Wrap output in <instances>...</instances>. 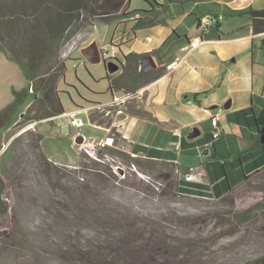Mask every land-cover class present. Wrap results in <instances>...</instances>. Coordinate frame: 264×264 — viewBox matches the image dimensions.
<instances>
[{"label": "rangeland", "instance_id": "obj_1", "mask_svg": "<svg viewBox=\"0 0 264 264\" xmlns=\"http://www.w3.org/2000/svg\"><path fill=\"white\" fill-rule=\"evenodd\" d=\"M96 5L93 2L92 8ZM26 14L22 23L40 32L36 10L26 8ZM5 16L0 10V20ZM11 18L7 28H0V46L6 50L24 41L16 31L20 26L15 17ZM86 19L85 26L69 38L70 45L84 48L90 38L100 43L108 35L106 24L116 21ZM64 61L66 69L58 82L64 110L109 97L107 91H95L107 80L103 61L88 63L79 49ZM9 63L2 64L0 58V100L7 95L8 81L17 90L27 87L18 63L13 59ZM32 99L28 92L14 119ZM45 121L14 123L0 136V264H264V170L222 198L197 197L165 193L166 182L160 177L136 172L120 156L107 154L101 167H109L113 177L79 194L75 188L87 181L85 171L51 169L41 149L31 144V132L43 135L46 128H52ZM113 137L120 146L122 138ZM99 146L96 143L92 148L96 151ZM81 153L91 157L85 150ZM246 211H254L253 216L239 215ZM128 227L133 234L122 245Z\"/></svg>", "mask_w": 264, "mask_h": 264}, {"label": "crops", "instance_id": "obj_2", "mask_svg": "<svg viewBox=\"0 0 264 264\" xmlns=\"http://www.w3.org/2000/svg\"><path fill=\"white\" fill-rule=\"evenodd\" d=\"M133 1L128 10L139 12L106 24L108 35L100 43L89 40L97 44L100 57L103 51L114 59L101 57L105 68L108 62L117 64V70H106L109 78L95 90L109 97L80 106V128L69 124L65 113L70 110L46 118L52 128L44 130L40 148L49 161L74 168L82 150L112 143L114 129L123 139L121 149L174 163L182 194L223 195L242 174L264 166V31H253L249 13H231L262 10L264 0ZM208 18L213 22L200 29V21ZM0 51L1 63L9 65L11 58ZM144 57L153 62L146 71L140 69ZM5 87L1 107L15 89L10 81ZM219 106L220 135L211 140L203 108ZM121 111L124 116L117 122ZM194 128L198 134L190 138ZM77 135L83 137L80 144ZM251 147L253 156H244ZM187 173L194 178L185 179Z\"/></svg>", "mask_w": 264, "mask_h": 264}, {"label": "trees", "instance_id": "obj_3", "mask_svg": "<svg viewBox=\"0 0 264 264\" xmlns=\"http://www.w3.org/2000/svg\"><path fill=\"white\" fill-rule=\"evenodd\" d=\"M47 1L48 2L45 3L44 0H0V10L6 15L3 20H0V28H7L8 23L13 21L11 16H14L15 23L17 22L18 26H20L16 31L24 38L23 42H15L13 46L10 47V50H6L1 46L0 50L4 51L11 59L18 63L23 76L27 81V87L25 88L20 90L12 88V100L0 109V136L3 129L14 123L15 119L13 118V114L17 107L23 103L28 92L32 93L33 99L25 111L20 114L15 125L49 118L65 112L59 98L58 89V82L63 78L66 69L64 61L65 57L62 58L61 56L71 41L69 38L87 23L86 16H90L99 21H112L125 18L140 11L139 9L128 10L130 0H100V2L97 0ZM142 1L151 5L155 4L154 0ZM93 2L98 4L96 5V9L92 8ZM39 3L41 5L38 7ZM10 8L12 14H8ZM26 8H30L31 11L36 10L37 23L40 26V32L34 27H31L28 23H22L21 20H25L29 16L26 14ZM239 12H247L252 16L253 31H264V9H247L233 11L231 13ZM109 76L110 75L106 73L105 78L108 79ZM28 132L30 133L31 131ZM30 134L31 144L34 147L41 149L40 141L43 135L32 132ZM110 134L120 137L114 129H111ZM116 142V138L113 137L112 143H105L98 147L96 150V157L99 160L94 158L91 159V157L85 153H80L78 166L73 169L72 172L76 173L78 170L85 171V174L88 175V177L85 183L82 185L80 184L75 188L79 194H87L91 190H95L99 184L108 183L113 177V173L109 167H101L102 164L100 162L107 154L111 156H120L122 160L121 162L128 167L133 163L136 166L137 171L145 175L149 176V174H154L156 177H160L163 182H166L164 189L165 193H170L172 191L181 193L178 188L174 163L137 156L131 157L129 152L121 149ZM252 149L253 147L245 151L244 156H253V153L250 152ZM6 153L7 149L3 154ZM42 155L45 165L49 166L51 169L57 170V168H67V166L64 165L58 167L53 162L47 161V157L43 152ZM84 159H88L89 162L92 161V166H90L89 162H85ZM239 159L242 160V157ZM87 168L92 170L86 171ZM263 170L264 166L262 170L254 169L250 174H242V178L240 180L238 179L235 185L230 186L226 193L216 198H222L227 194H230L241 183L249 179L252 174ZM66 176H68V180H71V175ZM2 187L3 181L0 178V194ZM253 213L254 211H246V213H240L239 215L249 217L253 216ZM115 223L116 221H113V224ZM131 228L132 227H128L129 233L123 236L120 240V244L123 245L127 240H130L127 238L133 234Z\"/></svg>", "mask_w": 264, "mask_h": 264}, {"label": "built area", "instance_id": "obj_4", "mask_svg": "<svg viewBox=\"0 0 264 264\" xmlns=\"http://www.w3.org/2000/svg\"><path fill=\"white\" fill-rule=\"evenodd\" d=\"M214 19H211V18H208V19H203L200 21V24H199V28L204 30L207 28V26L209 24H211L213 22ZM82 46H79L77 47L76 45L73 46V45H70V43L68 44V47L66 48V50L63 52V56L66 57L67 55H69L72 51H74L75 49H79L81 48ZM101 52V51H100ZM101 57L105 58L106 59V62L107 61H114V59H112L108 53L106 52H103L101 53ZM116 99L114 98V101ZM82 109V108H81ZM80 107H77V108H74L68 112L65 113V115L68 117L69 119V124L75 128H80L81 126L84 125V119L83 117L79 114L80 112ZM203 111L209 115V118H210V123H211V126H212V130H211V140H214L216 139L219 135H220V127H219V124H218V120H219V116L222 114L223 112V108L221 106L219 107H216V108H209V107H204L203 108ZM101 146L103 145L102 143H99ZM85 151L94 159H97L99 160L97 157H96V151H94L93 149H85ZM130 156H135L134 153H129ZM132 170L136 171L137 172V169H136V166L131 163L130 166H129ZM194 178V175L192 173H187L185 174V179H192Z\"/></svg>", "mask_w": 264, "mask_h": 264}, {"label": "water", "instance_id": "obj_5", "mask_svg": "<svg viewBox=\"0 0 264 264\" xmlns=\"http://www.w3.org/2000/svg\"><path fill=\"white\" fill-rule=\"evenodd\" d=\"M263 44H264V40H263ZM80 54L81 56L88 62V63H97L100 61V51L98 49V46L97 44L92 41L91 43H89L86 47L80 49ZM151 67H153V62H152V59L150 57H144L141 62H140V69L142 71H146V70H149ZM117 64H115L114 62H108L106 64V70L108 72H113L115 70H117ZM224 107H227L224 106ZM124 116V112H119L117 115H116V118H115V121H120V119ZM198 134V130L196 128H194L192 130V132L190 133L189 137L192 138L194 136H196ZM83 141V137L81 135H77L75 137V142L76 143H82ZM260 141L262 143H264V124L262 126V129H261V138H260ZM118 170H122L121 168H118ZM119 171V172H120Z\"/></svg>", "mask_w": 264, "mask_h": 264}]
</instances>
